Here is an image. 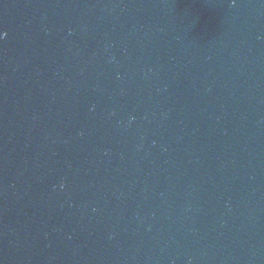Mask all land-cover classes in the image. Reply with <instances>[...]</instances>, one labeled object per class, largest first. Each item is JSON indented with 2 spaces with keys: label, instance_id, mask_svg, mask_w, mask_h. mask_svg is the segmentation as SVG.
<instances>
[{
  "label": "water",
  "instance_id": "obj_1",
  "mask_svg": "<svg viewBox=\"0 0 264 264\" xmlns=\"http://www.w3.org/2000/svg\"><path fill=\"white\" fill-rule=\"evenodd\" d=\"M0 264H264V0H0Z\"/></svg>",
  "mask_w": 264,
  "mask_h": 264
},
{
  "label": "snow or ice",
  "instance_id": "obj_2",
  "mask_svg": "<svg viewBox=\"0 0 264 264\" xmlns=\"http://www.w3.org/2000/svg\"><path fill=\"white\" fill-rule=\"evenodd\" d=\"M4 35H5V34L0 33V39H2Z\"/></svg>",
  "mask_w": 264,
  "mask_h": 264
}]
</instances>
